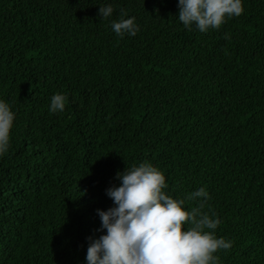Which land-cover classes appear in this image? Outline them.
<instances>
[{
	"label": "trees",
	"instance_id": "obj_1",
	"mask_svg": "<svg viewBox=\"0 0 264 264\" xmlns=\"http://www.w3.org/2000/svg\"><path fill=\"white\" fill-rule=\"evenodd\" d=\"M178 2L0 0V99L16 113L0 155V264H87L106 189L144 161L186 210L206 186L203 211L234 242L222 264H264V0L207 32L183 25ZM122 10L135 36L112 30ZM57 92L67 101L53 113Z\"/></svg>",
	"mask_w": 264,
	"mask_h": 264
},
{
	"label": "clouds",
	"instance_id": "obj_2",
	"mask_svg": "<svg viewBox=\"0 0 264 264\" xmlns=\"http://www.w3.org/2000/svg\"><path fill=\"white\" fill-rule=\"evenodd\" d=\"M178 8L186 28L207 32L241 15L244 0H179ZM114 10L113 4H102L99 15L108 19ZM122 13L111 21L112 30L121 37L135 36L140 30L136 17L125 18L127 13ZM66 101L65 93H55L49 110L62 112ZM15 117L12 106L0 99V155L10 147ZM116 176L120 183L106 189L113 206L96 210L101 220L96 231L101 234L88 237L87 264H222L216 253L230 249L234 242L216 235L214 230L222 222L218 214L203 211L210 199L206 186L188 193V200L203 199L186 210L185 199L165 191V174L149 161L127 166ZM185 222L191 226L185 227Z\"/></svg>",
	"mask_w": 264,
	"mask_h": 264
}]
</instances>
